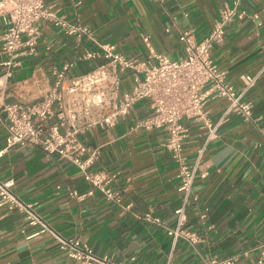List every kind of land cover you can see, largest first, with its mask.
<instances>
[{
  "label": "crops",
  "instance_id": "0c3cea01",
  "mask_svg": "<svg viewBox=\"0 0 264 264\" xmlns=\"http://www.w3.org/2000/svg\"><path fill=\"white\" fill-rule=\"evenodd\" d=\"M70 23L80 21L93 32L80 50H96L98 44H114L125 56L147 59L151 53L172 60L185 56L179 37L193 31L202 41L215 25L220 11L233 0H46ZM243 8L256 18L230 24L211 52L212 60L236 90L242 76L264 68V0H244ZM37 53L23 56L21 66L9 78L0 66V106L41 101L54 83V71L70 61L77 44L48 21L39 23ZM4 23L0 18V37ZM147 39V41H146ZM5 55L0 40V65ZM92 69L78 62L73 74ZM129 79L123 81L128 88ZM257 121L225 116L229 101L210 99L205 111L216 138L203 158L201 176L194 184L197 203L188 210V227L201 242L180 241L175 250L165 225L175 222L179 205L178 166L163 147L165 132L130 128L149 116L148 101L138 103L110 132L89 128L80 137L90 148L103 146L94 170L105 169L116 177L113 188L124 198L115 205L92 187L81 171L67 160L47 156L39 148L5 150L6 129L0 122V181H13L15 196L32 205L41 223L29 225L17 208L0 206V264H78L70 259L53 235L88 244L99 257L116 264H207L209 257H227L248 251L237 264H258L264 251V73L247 94ZM188 136L184 155L192 164L206 141L208 129L200 121L185 119ZM76 192L78 196H73ZM82 196V197H79ZM206 211L207 218L200 219ZM44 226H47L44 227Z\"/></svg>",
  "mask_w": 264,
  "mask_h": 264
},
{
  "label": "built area",
  "instance_id": "2783aa9c",
  "mask_svg": "<svg viewBox=\"0 0 264 264\" xmlns=\"http://www.w3.org/2000/svg\"><path fill=\"white\" fill-rule=\"evenodd\" d=\"M75 2L80 6L81 2ZM244 0H233L220 11L211 33L202 41L195 39L193 31L180 35L185 56L172 60L164 54L151 53L147 59L125 56L114 44H98L96 50H80L84 41H94L93 32L80 21L70 23L66 15L48 5L46 0H0V18L4 31L0 37L5 55L1 68L9 78L21 66L23 56L37 53L41 31L39 23L48 21L54 27L74 39L78 50L74 57L54 71V83L45 91L41 101L31 104L4 103L0 106V122L6 129L5 150L14 147L39 148L47 156H57L75 165L85 181L92 187L88 195L97 190L115 205L124 198L113 188L116 177L105 169L94 170L99 163L102 148L88 147L80 135L93 127L107 132L114 129L121 119L127 117L135 106L148 101L149 116L138 120L130 132L144 130L165 132L163 143L178 166L179 205L175 210V222L165 225L159 219L146 215L165 229L171 238L173 251L180 241L195 246L201 237L188 227V210L197 203L194 184L203 165L209 143L217 135L219 125H213L205 111L210 99L226 98L229 101L226 114H236L245 122L257 121L253 117L252 103L247 94L257 85L264 68L256 74L242 76L243 87L236 90L225 74L220 72L212 60L214 44L223 39L227 27L236 22L256 18L243 8ZM147 41V39H146ZM78 62H87L92 69L84 74H73ZM129 79L128 88L123 81ZM185 119L200 121L208 129L204 145L192 164L184 155L183 143L188 136ZM264 136V129H260ZM4 151L0 152V158ZM13 181H0V206L9 210L17 208L25 214L29 225L41 223L32 205L20 201L12 191ZM73 196H78L76 192ZM82 197V196H79ZM207 218L204 211L201 220ZM47 228V226H44ZM60 249L78 264H116L108 257H99L86 243L69 240L53 233ZM248 251L227 257H209L207 264H237ZM173 253L168 264H171ZM258 264H264V251Z\"/></svg>",
  "mask_w": 264,
  "mask_h": 264
}]
</instances>
